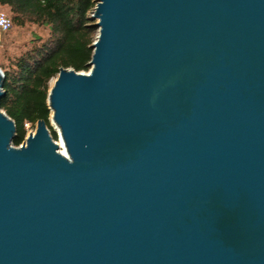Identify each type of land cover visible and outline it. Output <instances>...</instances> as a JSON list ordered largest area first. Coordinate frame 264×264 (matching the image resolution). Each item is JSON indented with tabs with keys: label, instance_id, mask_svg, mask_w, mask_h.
<instances>
[{
	"label": "water",
	"instance_id": "1",
	"mask_svg": "<svg viewBox=\"0 0 264 264\" xmlns=\"http://www.w3.org/2000/svg\"><path fill=\"white\" fill-rule=\"evenodd\" d=\"M15 147L0 109V264H264V0H96ZM4 74L0 69V100Z\"/></svg>",
	"mask_w": 264,
	"mask_h": 264
},
{
	"label": "trees",
	"instance_id": "2",
	"mask_svg": "<svg viewBox=\"0 0 264 264\" xmlns=\"http://www.w3.org/2000/svg\"><path fill=\"white\" fill-rule=\"evenodd\" d=\"M96 0H0L8 9L11 26L26 25L47 28L45 40L35 38L31 46L15 57L4 74V95L0 109L14 122L16 134L13 146L20 147L27 134L26 125L34 128L39 120L49 124L47 106L49 83L59 69L88 72L91 44L97 29L88 16ZM54 140L55 132L51 130Z\"/></svg>",
	"mask_w": 264,
	"mask_h": 264
},
{
	"label": "rangeland",
	"instance_id": "3",
	"mask_svg": "<svg viewBox=\"0 0 264 264\" xmlns=\"http://www.w3.org/2000/svg\"><path fill=\"white\" fill-rule=\"evenodd\" d=\"M0 14H4L10 20L8 9L0 7ZM48 35L49 31L47 28L37 27L34 25H26L23 28L11 26V28L6 32L0 31V67L7 69L10 65V62L15 57L26 51L31 46V43L35 38L45 40ZM52 82L53 80L49 83V86L52 84ZM49 124L51 130L56 134L57 139L55 142L57 144L60 143V134L58 128L51 121H49ZM26 128L27 134L34 132L35 130V126L34 128H31L30 126L26 125ZM51 130L49 129L50 134L52 135Z\"/></svg>",
	"mask_w": 264,
	"mask_h": 264
},
{
	"label": "built area",
	"instance_id": "4",
	"mask_svg": "<svg viewBox=\"0 0 264 264\" xmlns=\"http://www.w3.org/2000/svg\"><path fill=\"white\" fill-rule=\"evenodd\" d=\"M10 28H11L10 20L4 14H0V31L6 32Z\"/></svg>",
	"mask_w": 264,
	"mask_h": 264
},
{
	"label": "bare ground",
	"instance_id": "5",
	"mask_svg": "<svg viewBox=\"0 0 264 264\" xmlns=\"http://www.w3.org/2000/svg\"><path fill=\"white\" fill-rule=\"evenodd\" d=\"M53 82H54V80H53ZM53 82H52V84H53ZM51 84V85H52ZM50 85V86H51ZM58 146H59V151H60V153L62 154V155H65V150H64V147H63V143L60 141V143H58L57 144Z\"/></svg>",
	"mask_w": 264,
	"mask_h": 264
}]
</instances>
